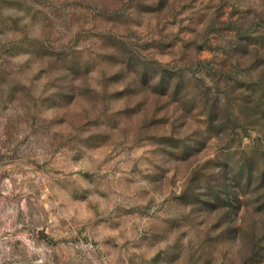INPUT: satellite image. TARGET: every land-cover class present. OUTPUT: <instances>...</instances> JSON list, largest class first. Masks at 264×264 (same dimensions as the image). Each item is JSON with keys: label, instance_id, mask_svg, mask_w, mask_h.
Listing matches in <instances>:
<instances>
[{"label": "rangeland", "instance_id": "obj_1", "mask_svg": "<svg viewBox=\"0 0 264 264\" xmlns=\"http://www.w3.org/2000/svg\"><path fill=\"white\" fill-rule=\"evenodd\" d=\"M0 264H264V0H0Z\"/></svg>", "mask_w": 264, "mask_h": 264}]
</instances>
